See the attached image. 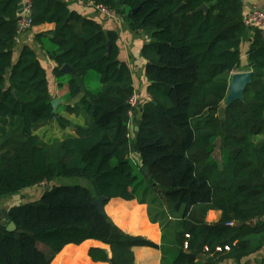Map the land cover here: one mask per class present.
I'll return each instance as SVG.
<instances>
[{"label":"trees","instance_id":"1","mask_svg":"<svg viewBox=\"0 0 264 264\" xmlns=\"http://www.w3.org/2000/svg\"><path fill=\"white\" fill-rule=\"evenodd\" d=\"M91 1L123 14L132 30L151 33L142 50L150 99L131 105L134 81L129 65L119 59L115 31H105L63 0H31L33 26L55 24L36 40L55 63L58 85L68 87L61 106L82 122L54 113L48 71L35 49L24 45L13 61L21 0H0V198L47 183L38 200L7 211L15 231L0 223V264H52L67 244L87 239L110 246L111 257L101 248L89 254L111 264H133L135 246L158 247L100 213L94 201L102 195L107 201L131 200L140 193L153 220L165 225L178 221L175 254L168 264H219L261 249L260 28L248 51L253 81L244 100L222 107L232 73L242 69L240 48L248 28L242 0ZM203 5L207 12L198 10ZM65 64L77 75L65 74ZM93 72L98 86L90 81ZM136 110L139 130L132 139L131 111ZM60 177L85 178L94 189L51 184ZM213 209L221 211V218L211 223L206 216Z\"/></svg>","mask_w":264,"mask_h":264},{"label":"crops","instance_id":"2","mask_svg":"<svg viewBox=\"0 0 264 264\" xmlns=\"http://www.w3.org/2000/svg\"><path fill=\"white\" fill-rule=\"evenodd\" d=\"M30 0H21V3H25ZM69 7L80 13L86 18L93 19L100 23L105 31H115L118 34V45H119V59L126 62L132 73L135 94L139 99V105L150 99L148 93L149 81L146 76V64L147 59L143 56L142 50L146 42L151 40V33L144 31H135L130 28V25L126 17L117 13L115 10L109 15L107 12L101 10V8L91 5L88 2L81 0H63ZM219 1V0H213ZM244 5V15L250 13L253 9L257 8L264 11V0H242ZM55 28L54 23H45L40 26H34L28 32H25L19 44L16 45L14 50L13 61H16L21 48L24 45L32 46L43 66L47 69L50 90L53 98L59 97L64 101V97L67 93L68 87L64 85L60 87L58 85L60 78L54 73L55 63L49 58L46 51L41 47L39 42L36 40V35L41 32H47ZM260 28L264 34V28L259 26L248 27L243 40L241 43V65L242 69L239 71H247L249 60L248 51L250 49L251 41L255 35V29ZM66 84V78H62ZM61 109V114L70 117L71 121L81 123L82 121L77 119L75 115H69L67 111L60 105L58 110ZM139 110V109H138ZM136 110L133 114L134 125L133 130L131 129V138L134 139L136 135V123L134 119L140 117V111ZM71 131L72 128H67V131ZM57 135H60V129L56 128ZM72 132H75L73 129ZM264 140V135H259L257 141ZM132 158L135 161L140 162L139 155L135 152L131 153ZM34 188V187H31ZM30 188L24 189L19 194H13L12 196H5L4 205L7 204L20 205L29 201H17L15 195H20L22 198H27L28 195L25 191ZM42 195V194H41ZM41 197V196H40ZM138 198L127 200L124 198H112L105 204L106 214L112 219V221L121 228L127 234L133 236L144 237L158 245V247L151 246H135L133 248V264H168L171 263L172 258L175 254L174 248V235L179 229L178 221H171V224L165 225V223L153 220L149 212V204L142 203ZM2 199H0L1 201ZM0 204H3L0 202ZM7 212L5 209L0 208V212ZM221 218V211L209 210L206 216L208 222H216ZM91 248H101L111 257L112 252L108 244L96 239H87L80 244L70 243L67 244L60 252L56 253L52 259V264H111L109 261L94 260L90 256ZM48 251V250H46ZM219 264H264V246L256 251H253L250 255L242 258H227L221 261Z\"/></svg>","mask_w":264,"mask_h":264},{"label":"water","instance_id":"3","mask_svg":"<svg viewBox=\"0 0 264 264\" xmlns=\"http://www.w3.org/2000/svg\"><path fill=\"white\" fill-rule=\"evenodd\" d=\"M119 2H121V0H119ZM198 10H204L205 12H207L208 6L203 5L199 7ZM134 11H136V9ZM108 47L111 48L110 41L108 42ZM61 70L65 74H68L70 76L77 75V71L69 64L63 65L61 67ZM252 81H253V71L252 70L233 72L231 75L230 81H229L228 92H227L225 100L222 103V107L228 108L230 105H232L237 100L243 101L244 96H245V90L247 86L252 83ZM13 93L16 95L15 90L13 91ZM51 103L53 106V112L57 113L59 106L63 105L64 101L61 98L56 97L52 99ZM136 130H139L138 126L136 127ZM143 172L148 175L149 168L144 167ZM106 202H107V197L104 195L97 197L94 201V205L97 207L100 213L104 215H106V209H105ZM5 217L7 218V220L0 218V223L5 225L9 231H15L17 229L16 224L13 221H10L8 212H5Z\"/></svg>","mask_w":264,"mask_h":264},{"label":"built area","instance_id":"4","mask_svg":"<svg viewBox=\"0 0 264 264\" xmlns=\"http://www.w3.org/2000/svg\"><path fill=\"white\" fill-rule=\"evenodd\" d=\"M83 2H88L91 5L97 6L99 8H101L102 10L106 11V12H110L111 9L102 5H96L93 1L91 0H81ZM244 22L245 25L247 27H252V26H259L261 28H264V11L260 10V9H253L250 13H248L247 15H245L244 18ZM33 20H32V3L31 0L27 1L26 3H24L23 5H21V17L18 21V32L19 35L16 38L17 41L20 40V36L25 33L30 31L31 29H33ZM139 99L136 95H134L130 102L131 105L133 107H137V105L139 104ZM134 111H131V115L133 116ZM43 184H47L46 182H42ZM41 183V184H42ZM232 224V223H231ZM225 249L229 250L230 246H225ZM206 250H209L208 248ZM218 250H222L221 247H218Z\"/></svg>","mask_w":264,"mask_h":264},{"label":"rangeland","instance_id":"5","mask_svg":"<svg viewBox=\"0 0 264 264\" xmlns=\"http://www.w3.org/2000/svg\"><path fill=\"white\" fill-rule=\"evenodd\" d=\"M26 3V2H25ZM24 3H21V5H23ZM102 10V9H101ZM104 11V10H103ZM112 11L113 10H111L110 12H107L109 15L112 13ZM106 12V11H105ZM24 34V33H23ZM22 34V35H23ZM22 35L20 36V40L19 41H17V44H19L20 43V41H21V37H22ZM89 76H91V79H90V81H92L91 83L92 84H94L95 86H96V84H97V86L99 85V83H96L98 80H96L97 79V75H96V73H90V75ZM92 78H96L95 80H93ZM54 99V98H53ZM59 112H61V109L59 110ZM132 119H133V117H132ZM132 122H133V120H132ZM132 122L130 123V133H131V129L133 130V128H134V123L132 124ZM54 126H57V123L55 122L54 123ZM136 127H137V125H136ZM136 127H135V130H136ZM50 129H51V127H50ZM55 129V131H54V133H56V135H57V131H56V127L54 128ZM53 129V130H54ZM52 130V131H53ZM70 131V130H69ZM71 131H73V128H72V130ZM137 131V130H136ZM131 136V135H130ZM133 159L135 160V158L133 157ZM51 184H53V185H83V186H87V187H89V188H91V189H94V187H93V184H92V182L91 181H89V180H87V179H85V178H82V177H60V178H57L54 182H52ZM46 187H47V184H38L37 186H35L34 188H30V189H28L27 191H25L26 192V194L28 195V197L26 198H22L20 195H15L16 197H17V201H22V202H24L25 200L26 201H29V200H38L39 198H40V196H41V194H43V192L45 191V189H46ZM20 193V192H19ZM18 193V194H19ZM17 194V193H16ZM9 196H12V195H9ZM139 196L140 197H142V194H140L139 193ZM3 198H6V197H1L0 199H2L0 202H2L3 204H0V208H2L3 210L5 209L6 211H8L9 209H10V205H12V204H7V206H5L4 205V199ZM30 202V201H29ZM12 207V206H11ZM154 208V207H153ZM0 218H3L4 220H7V218L5 217V213L4 212H2V210H1V212H0Z\"/></svg>","mask_w":264,"mask_h":264}]
</instances>
